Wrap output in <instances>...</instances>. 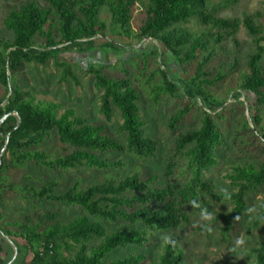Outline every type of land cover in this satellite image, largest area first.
Returning a JSON list of instances; mask_svg holds the SVG:
<instances>
[{
  "label": "trees",
  "instance_id": "1",
  "mask_svg": "<svg viewBox=\"0 0 264 264\" xmlns=\"http://www.w3.org/2000/svg\"><path fill=\"white\" fill-rule=\"evenodd\" d=\"M43 1L46 5L40 7L28 0L9 9L1 20L8 37L0 35V86L10 96L0 100V152L3 149L0 235L7 237L15 248L16 257L11 264H149L141 252L116 259L107 257L118 249L142 250L157 233H167L168 238L155 253L156 264H190L174 230L186 228L207 233L208 227L214 224L218 225L220 241L231 247L239 222L248 210V195L264 186V159L255 164L244 162L230 166L224 176L228 190H216L205 180V174L218 165L216 151L222 146V135L210 114L227 106L225 100L213 96L208 88L233 74L230 92L234 102L243 104L239 101L242 93L253 98L249 121L244 118L242 127L254 131L258 145L264 150L262 29L249 16L242 19L253 51L245 58V68L237 70V59L229 61L221 54L222 42L231 39L236 44L231 37L237 23L217 17L218 7L208 6L207 0ZM136 7L140 20L134 31L131 21ZM192 21L197 30L186 27ZM115 38L146 41L151 45L155 42L162 53H167L182 68L181 73L171 77L167 69L163 71L157 64L160 82L150 83L149 79L145 82L152 105H157L162 95L183 101V106L167 117L166 127L176 136L162 169L163 181L157 183L158 177L154 174L141 179L133 173L118 181L108 176L84 188L73 184L62 192L57 191L58 182L52 178L34 180L26 175L19 185L9 184L7 173L28 162L52 172H67L83 167L116 169L124 166L123 156L154 158L157 143L145 135V122L138 107L140 96L126 70L121 69V77H113L101 68L87 69L95 88L101 92L98 112L109 121L117 111L120 118L117 131L123 135V143L106 133L102 124H87L72 109L56 115L55 105L35 103L22 93L16 81L15 73L24 63L44 66L52 59L60 69L61 80L68 78L76 82L69 65L57 61V57L62 53L86 51L95 41L100 42V47L116 51L119 44ZM85 42L87 47L82 50L80 45ZM192 110L199 113L197 127L177 131ZM51 134L70 150L50 155L35 149ZM105 153H116L118 157H103ZM180 160H184L187 178L177 187L172 178ZM31 181L39 185H32ZM8 190L19 194L31 206L32 216L21 221L5 219L2 198ZM49 203L76 208L77 214L63 221L57 212L45 210ZM215 203L229 204V208L218 211ZM191 211L207 216V220L193 226ZM259 226L262 235L248 249L250 264H264V194L248 231ZM3 241L0 237V264H7L1 257L5 249Z\"/></svg>",
  "mask_w": 264,
  "mask_h": 264
},
{
  "label": "rangeland",
  "instance_id": "2",
  "mask_svg": "<svg viewBox=\"0 0 264 264\" xmlns=\"http://www.w3.org/2000/svg\"><path fill=\"white\" fill-rule=\"evenodd\" d=\"M26 1L28 0H0V35L4 38L8 37V34L5 32L1 20L9 9L16 8ZM33 1L40 7L46 5L43 0ZM207 4L208 6L215 5L218 7L217 17L237 23L236 32L231 37L236 44L231 39L222 42L221 54L229 61L237 59L239 62L237 70H243L245 68V58L253 51V45L242 26V19L249 16L253 23L264 32V0H207ZM138 11L136 7L131 21V28L134 31L140 20ZM186 27L190 30H197V25L193 21L188 23ZM114 40L119 44V49L116 51L111 48L100 47L99 41H95L92 48L86 49L87 44L85 42L81 43L80 47L82 50L86 49V51L62 53L57 57V61L69 65L76 82L68 78L61 80L60 69L54 66L53 60L50 59L44 66L24 63L21 69L15 73L17 84L22 93L32 98L35 103L55 105L56 115L66 109H72L75 115L87 124H102L106 133L123 143V135L117 131L120 125L117 111L113 112L109 121H106L98 112L101 92L95 88L92 75L87 69L89 67L101 68L113 77H121V69L126 70L131 85L135 87L140 96L138 107L145 122V135L154 139L157 143L154 158L142 160L123 156L124 166L116 169L96 170L83 167L67 172H52L33 162H28L24 167L7 173L6 178L9 184L19 185L26 175L31 176L34 180L52 178L58 182L57 191L62 192L73 184L84 188L88 185L100 183L108 176L118 181L133 173H137L141 179H146L154 174L158 177L157 183L163 181L162 169L170 155V147L176 136L175 132H170L166 127L167 117L170 113L182 107L183 101L162 95L159 97L157 105H152L145 82L147 79L150 80V83L160 82L159 75L156 72L157 64L161 70L165 71L167 69L171 77L181 73L182 68L167 53H162L161 48L155 42L151 45L146 41L138 42L133 39H130L129 42L122 38H115ZM163 63L166 67L162 65ZM108 65L111 67L108 68ZM233 81V74H229L223 81L208 88L213 96L225 100L224 105H227L225 109H219L210 114L222 135V146L216 151L219 163L214 169L205 174V180L211 183L216 190L229 189L224 176L228 173L230 166L244 162L255 164L264 159V150L258 145L254 131L249 132L242 127L244 118L248 119L249 111L253 107V98L242 93L239 101L243 104L235 103L230 92L234 85ZM9 96L10 92L8 91L5 95L0 86V100H7ZM244 98L247 100L244 101ZM194 109H198V105ZM191 112L183 118L177 131L183 132L197 127L199 113L197 111L193 112V110ZM250 128H253L252 125H250ZM35 149L50 155L58 152L65 153L70 150L69 147L61 145L53 134L44 138ZM2 152L3 149L0 152V157ZM102 156L115 159L118 154L105 153ZM183 167L184 160H180L172 178L173 184L177 187L181 186L187 178ZM31 184L39 185L36 181H31ZM263 194L264 186L248 195V210L239 222L236 234L232 238V246L229 248L220 241L217 224L210 225L207 233L193 232L186 228L175 229L174 234L184 251L186 261L190 264H250L252 259L248 256V249L253 247L260 239L262 227L259 226L253 231H248V228ZM2 207L5 219L11 221H21L24 217L32 216L34 212L19 194L9 190L5 191L2 198ZM214 208L225 212L228 210L229 204L215 203ZM45 210L47 212H57L63 221H67L77 214L76 208L57 203L47 204ZM206 220L207 216L190 212V221L193 226H200ZM0 237L3 238L5 245L1 257L4 261H8L7 264H11L16 257L15 248L7 237L1 235ZM167 238V233H157L144 249L134 247L118 249L112 252L107 259L121 258L127 253L141 252L145 254L149 264H156L155 253L160 244ZM16 242L23 243L22 240H16ZM62 254L68 256L64 251H62Z\"/></svg>",
  "mask_w": 264,
  "mask_h": 264
}]
</instances>
